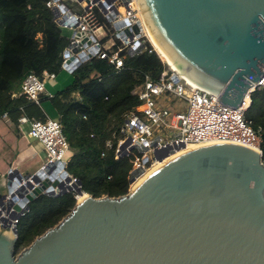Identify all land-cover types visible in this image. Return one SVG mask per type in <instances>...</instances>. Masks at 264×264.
<instances>
[{
    "label": "water",
    "instance_id": "95a60500",
    "mask_svg": "<svg viewBox=\"0 0 264 264\" xmlns=\"http://www.w3.org/2000/svg\"><path fill=\"white\" fill-rule=\"evenodd\" d=\"M137 2L162 50L194 81L219 91L222 104L238 108L263 77L264 0ZM174 153L167 147L155 155L162 162ZM262 157L246 145L200 146L120 197H95L79 181L76 199L87 197L20 253L17 226L0 224V264H264ZM142 173L132 169L130 183ZM14 175L42 184L44 173L14 168L6 174L9 191ZM46 182L26 195L25 208L15 206L14 218L39 195L72 189Z\"/></svg>",
    "mask_w": 264,
    "mask_h": 264
},
{
    "label": "built area",
    "instance_id": "2783aa9c",
    "mask_svg": "<svg viewBox=\"0 0 264 264\" xmlns=\"http://www.w3.org/2000/svg\"><path fill=\"white\" fill-rule=\"evenodd\" d=\"M47 7L62 27L73 29L63 53L62 72L72 75L82 64L94 58L106 60L120 70L127 56L139 54L146 48L149 37L137 0H49ZM56 77L47 72L42 77L30 73L21 84L20 94L36 103L40 102L42 94L52 97L46 92V82ZM263 87L264 75L253 84L243 103L234 108L221 103L219 91L197 84L170 65H166L157 79L145 75L143 83L133 92L139 104L124 116L115 158H129L132 169L143 170V175L160 162L155 152L167 147L177 152L182 145L200 147L234 143L262 151L261 134L246 119L245 113L251 105L252 93ZM178 100L184 102L185 110L178 108ZM19 122L29 126L27 135L39 142L44 150L41 169L34 173L43 172V180L59 181L64 188L71 187L70 192L77 196L75 186L79 180L67 171L72 150L60 120H30L21 115ZM107 146L112 148L113 144L108 141ZM14 168L12 166L6 174L14 173ZM28 182L33 184L32 188ZM39 185L32 177L27 180L14 175L10 185L12 191L8 190L5 198L0 199V224L17 226L29 208L14 218L15 206L25 208L24 202L28 203L26 195L33 193L34 188H40ZM53 190L58 192L59 188Z\"/></svg>",
    "mask_w": 264,
    "mask_h": 264
},
{
    "label": "trees",
    "instance_id": "16d2710c",
    "mask_svg": "<svg viewBox=\"0 0 264 264\" xmlns=\"http://www.w3.org/2000/svg\"><path fill=\"white\" fill-rule=\"evenodd\" d=\"M48 1L0 0V120L7 115L15 126L20 125L21 115L45 120L41 103L51 101L72 150L67 171L81 182L85 193L123 196L129 192L132 170L129 158H115L124 116L139 104L133 92L145 75L157 79L166 65L147 42L139 54L126 57L120 70L94 58L74 71L73 83L64 90L52 97L42 94L39 103L27 99L20 94L26 76L61 74L63 53L69 45ZM245 117L261 134L264 162V87L252 93ZM76 203L73 192L56 197L41 194L30 202L17 224L16 252L58 224Z\"/></svg>",
    "mask_w": 264,
    "mask_h": 264
},
{
    "label": "rangeland",
    "instance_id": "374dc122",
    "mask_svg": "<svg viewBox=\"0 0 264 264\" xmlns=\"http://www.w3.org/2000/svg\"><path fill=\"white\" fill-rule=\"evenodd\" d=\"M63 34L70 38L73 34V29L63 26ZM147 42L152 46L153 49L155 48L150 42V39H148ZM43 103L46 104L48 110L46 114L48 117L51 119H58L56 114H51V103L49 101H44ZM177 106L178 108L185 110L183 109V101L178 100ZM28 129V125L15 126L8 119H3V123L0 125V194H5L8 192L6 173L12 168L15 159L18 157V153L20 152L21 148V138L26 135ZM32 141L33 140L29 138L27 144L31 145ZM42 163L43 162L39 157H32L23 162L21 165H18L19 171L22 173L38 171L41 169ZM130 188L131 186H129V189Z\"/></svg>",
    "mask_w": 264,
    "mask_h": 264
},
{
    "label": "crops",
    "instance_id": "0c3cea01",
    "mask_svg": "<svg viewBox=\"0 0 264 264\" xmlns=\"http://www.w3.org/2000/svg\"><path fill=\"white\" fill-rule=\"evenodd\" d=\"M73 81H74V78L72 75L62 72L61 74L57 75V77L55 79L49 80L46 82V89H47L46 92H47V94L55 95L57 92L62 91L66 87L71 85L73 83ZM44 101H49V100L45 99L41 103V106L46 113V112H48V110H47L46 104L43 103ZM49 102L51 103V101H49ZM51 110H52L51 114H56L57 118H59L58 113H57L56 109L53 107L52 103H51ZM47 117H48V115H47ZM48 118H50V117H48ZM3 119H8V118H3ZM3 119L0 120V125L3 123ZM23 126H25V125H23ZM28 140H29V136L26 133V135L21 138L20 152L18 153V157L15 159L14 164L12 165L17 169H19L18 165H21L23 162L27 161L28 159H30L32 157H39L41 159V161L43 162V158H44L45 154H44V150L42 148V145L39 142L34 141V140L32 141L31 145H28L27 144Z\"/></svg>",
    "mask_w": 264,
    "mask_h": 264
},
{
    "label": "bare ground",
    "instance_id": "6f19581e",
    "mask_svg": "<svg viewBox=\"0 0 264 264\" xmlns=\"http://www.w3.org/2000/svg\"><path fill=\"white\" fill-rule=\"evenodd\" d=\"M144 19V18H143ZM145 21V20H144ZM146 29H147V34L148 37L150 39V42L152 43V45L155 47L156 52L159 54V56L161 57V59L168 65L172 66L175 69H178L177 64L162 50V48L160 47V45L158 44V42L156 41V39L154 38L148 24H146ZM180 70V69H178ZM181 72L184 73L185 76L190 77L189 75H187L183 70H180ZM66 73V72H64ZM191 78V77H190ZM196 82V81H194ZM197 84H199L198 82H196ZM247 101V100H246ZM193 148H197V147H184L179 149L177 152H175L174 154H170L169 157H167L165 160H163L162 162H158L157 164H155L152 168H150L149 170H147L143 175H141L140 177H138L136 179V181L131 185V188H134L137 184H139L151 171H153L155 168L159 167L160 165H162L163 163H166L170 158L177 156L187 150L193 149ZM42 180L44 179V177H41ZM39 187L41 189H45L47 187V182L46 180L42 181V184L39 185ZM87 195H83V196H78L77 200L78 201H82L84 198H86Z\"/></svg>",
    "mask_w": 264,
    "mask_h": 264
}]
</instances>
